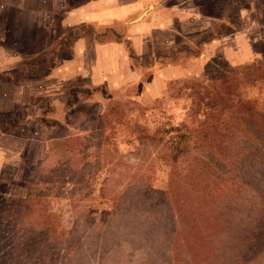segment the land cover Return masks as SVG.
Listing matches in <instances>:
<instances>
[{"label":"rangeland","instance_id":"rangeland-1","mask_svg":"<svg viewBox=\"0 0 264 264\" xmlns=\"http://www.w3.org/2000/svg\"><path fill=\"white\" fill-rule=\"evenodd\" d=\"M260 57L264 0H0V256L11 244L19 264H264L260 167L202 141L187 88ZM239 98L264 111V78ZM117 100L105 159L125 156L102 170L100 118ZM231 117L230 139L225 124L243 125ZM134 122L179 128L175 165L157 150L152 171L133 167ZM68 136L84 137L71 159ZM126 163L136 175L119 174ZM172 179L188 192L170 203Z\"/></svg>","mask_w":264,"mask_h":264},{"label":"trees","instance_id":"trees-1","mask_svg":"<svg viewBox=\"0 0 264 264\" xmlns=\"http://www.w3.org/2000/svg\"><path fill=\"white\" fill-rule=\"evenodd\" d=\"M212 34L213 33H210L208 35L212 36ZM192 49L193 48H187L186 50L189 52L192 51ZM259 78H264V57L256 58L248 63L235 64L228 68L226 72L217 74L215 80L208 84L198 80L187 81V88L190 89L192 98L188 119L191 121L196 120L202 125V129L205 130V133L201 134L200 137H202L201 139L204 143L209 145L215 144L216 147L220 149L224 148L227 150V155H231L230 157H242L244 161H252L251 163L256 161L255 166L257 168L260 167L262 177L264 178V111L250 107L247 100H241L239 98L241 84L244 81H254ZM120 106L121 102L119 100L114 104H110L100 118L104 121L102 127L98 130L99 136L102 138L98 140V142L100 141L101 143L99 150H103L107 145V149L102 152L101 155L104 161L100 164L102 170L110 171L114 169L113 165L121 161L125 156L118 152V148H113L116 152L115 154L113 152V158L111 160L105 159L107 150L112 147V144L107 142L109 139V131L113 127L112 123L116 122L117 118L121 119L124 114V108ZM228 114H231V119L239 118L242 122L241 124H243L241 126L240 122H236V129H234V131H232V125H228V123L225 124V128H229L231 139L230 137H226V133H221L219 130V126L225 123L227 118H225V116ZM226 121H228V119ZM132 126L137 133L140 145L136 153L137 156L140 154L142 157L138 156V162H136L133 167L137 168L141 160V167L147 164V171H152L151 168L154 166V158L157 150L162 151L161 156L167 157L172 165L176 164L175 152L178 148L179 141L172 142L168 145L166 137L169 136L173 129L179 128H174V126H169L166 123L157 124L155 128L151 129L140 122H134ZM236 130L241 132L239 135L241 136L240 144H237L240 148L239 152L234 151V148H232L235 146L232 141L237 135L234 133ZM228 140L230 144L227 143ZM83 141L84 137L68 136L62 141H59V144L63 145L64 155L71 159L72 156L75 155L77 149H81L79 146L83 144ZM114 147L117 146L115 145ZM230 148L233 151H231ZM128 164L129 163H126L122 168L123 170L119 172L120 175H124L129 171H131L133 175H136L137 170L135 168H129ZM101 168H99V170ZM68 177L72 179L74 176L70 175ZM176 183L177 180H170V189L166 192L167 200L170 203L177 199L182 193L188 192L180 191ZM34 200L35 195L31 194L27 202L29 211L31 212L34 210ZM120 202L121 201H118V205ZM236 209L238 208L236 207ZM231 211L232 210H230V212ZM32 228L30 227V229L34 231L35 226ZM27 233L29 234L30 232ZM44 235L47 238L44 237ZM47 235V232L40 234V239L43 240V242L48 241L49 237ZM29 237L35 236L30 235ZM35 239L38 238L35 237ZM4 246L8 248L9 252L0 256V264H19L17 262V256L19 258V255L22 254L20 247L18 245L11 246V244H4ZM25 253L27 252H24V254Z\"/></svg>","mask_w":264,"mask_h":264}]
</instances>
